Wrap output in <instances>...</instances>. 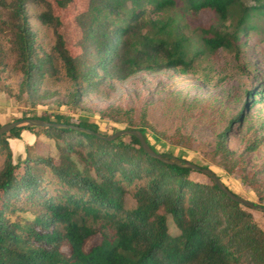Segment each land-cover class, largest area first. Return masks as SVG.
<instances>
[{
	"label": "trees",
	"instance_id": "16d2710c",
	"mask_svg": "<svg viewBox=\"0 0 264 264\" xmlns=\"http://www.w3.org/2000/svg\"><path fill=\"white\" fill-rule=\"evenodd\" d=\"M31 6L37 9L34 20L47 29L49 49L35 44ZM73 7L75 0H0V65L8 62L22 76L17 100L35 106L36 84L62 73L74 86L65 102L74 110L86 93L139 71L188 74L204 50L226 49L240 61L241 35L256 30L253 17L264 18V0H88L75 16L80 52L72 54L62 11ZM175 8L215 16L216 23L197 29L204 50L189 55V38L168 14ZM258 82L262 80L246 90L249 101L259 93ZM248 102L216 135L213 154L226 173L240 175L241 183L257 195L255 203L264 207V181L259 178L264 164L251 173L236 169L235 153L227 146L234 123L248 114ZM132 116L117 106L101 112V118L122 123L123 129L139 130L157 152L146 135V113L139 123ZM24 118L110 135L97 122H73L60 112L53 118L46 113ZM23 130L36 139L26 145L24 158L14 162L9 139L20 138ZM42 136L54 141L58 162L33 151ZM161 154L173 163L150 156L133 135L106 140L74 129L27 126L0 134V264H264V228L250 208L230 199L206 174L179 163L209 167ZM193 174L207 176L209 182ZM20 199L37 200L41 210L32 219H10L6 212H13L11 205ZM90 217L99 222L89 223ZM96 235L100 240L88 244Z\"/></svg>",
	"mask_w": 264,
	"mask_h": 264
},
{
	"label": "rangeland",
	"instance_id": "374dc122",
	"mask_svg": "<svg viewBox=\"0 0 264 264\" xmlns=\"http://www.w3.org/2000/svg\"><path fill=\"white\" fill-rule=\"evenodd\" d=\"M88 0H75V7L62 11L63 31L67 35L68 48L72 54L80 52L76 44L79 30L75 16L82 11ZM37 10V9H36ZM35 8L29 7L30 24L36 33L35 44L49 49L47 29L35 21ZM168 14L179 22L184 34L189 38V55L197 50H204L198 32L199 25L216 23L215 16L209 11L198 14L182 13L175 8ZM256 20V30L241 35L243 57L236 60L235 53L219 48L214 52L204 50L200 58L195 59L193 71L182 74L177 69L159 72L139 71L123 81L103 83L98 89L83 96L78 108L68 107V94L73 90L70 80L58 73L53 77H44L36 84L37 92L33 106L31 102L16 99L21 74L12 71L7 63L0 65V119L4 123L25 116H40L44 113L54 117L60 112L71 116L72 121L84 120L97 122L102 133L111 134L115 128L123 129L122 123L101 118V112L108 106H117L132 111L135 123L140 122V115L145 112L148 126L147 138L158 153L171 155L178 159H187L209 167L221 177V181L234 193L258 201L255 192L241 183L240 175L226 173L219 165V158L213 154L216 135L225 129L249 101L246 94L254 81L260 85L259 93L248 102L249 110L241 123H234L227 146L233 150L238 163L236 169L243 167L248 173L262 169L264 164V18ZM53 94V95H52ZM20 139V138H18ZM11 140L13 161L24 158L17 143ZM252 146L251 149L249 147ZM33 151L58 162L54 141L39 139ZM3 157L0 155V165ZM193 178L208 181L207 176L193 174ZM264 181V171L259 176ZM56 195V194H50ZM126 203L133 205V200L126 196ZM42 205L35 199L28 202L17 200L11 205L13 212H6L12 220L34 218ZM256 221L264 228V214L250 209ZM89 223L97 224L90 217ZM170 233H176L171 219H168ZM99 235L91 238L88 244L98 242Z\"/></svg>",
	"mask_w": 264,
	"mask_h": 264
},
{
	"label": "water",
	"instance_id": "95a60500",
	"mask_svg": "<svg viewBox=\"0 0 264 264\" xmlns=\"http://www.w3.org/2000/svg\"><path fill=\"white\" fill-rule=\"evenodd\" d=\"M20 126H27V127H38V128H48V127H53V128H68V129H74V130H78V131H83L86 132L88 134H92L95 135L99 138H103L106 140H113L119 136H123V135H133L135 136L139 142L140 145L142 146V148L144 149V151L146 153H148L150 156L160 159L164 162L167 163H173L172 160H168L166 159L161 153L155 152L154 150H152L150 148V146L147 144L146 140L144 139V136L142 135V133L139 130H132V129H122V130H118L113 134H110L108 136H103L97 132H94L92 130L89 129H85L83 127L74 125V124H63V123H55V122H50V121H46L40 118H24V119H20V120H16V121H12V122H8L6 124H3L0 126V134L6 133L12 129H14L15 127H20ZM179 165L181 167H185V168H190L192 170H196V171H201L202 173L206 174L207 176L210 177V179L213 181V183H215L217 185V187L223 192L225 193L230 199L234 200L235 202L253 209V210H258L261 211L264 214V207L261 206L260 204H256L255 202L245 199L241 196L236 195L235 193H233L221 180L220 178L210 169V168H202L192 162L189 161H184L182 163H179Z\"/></svg>",
	"mask_w": 264,
	"mask_h": 264
},
{
	"label": "crops",
	"instance_id": "0c3cea01",
	"mask_svg": "<svg viewBox=\"0 0 264 264\" xmlns=\"http://www.w3.org/2000/svg\"><path fill=\"white\" fill-rule=\"evenodd\" d=\"M35 139H36L35 135L30 131L23 130L21 132V137L17 141V143L19 144V148L22 150L20 155L24 154L26 145H31L35 141ZM9 143L11 146L12 145L11 140L9 141Z\"/></svg>",
	"mask_w": 264,
	"mask_h": 264
}]
</instances>
